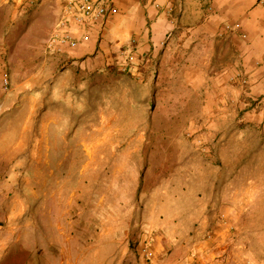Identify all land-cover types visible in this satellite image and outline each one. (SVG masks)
Returning <instances> with one entry per match:
<instances>
[{
	"label": "crops",
	"instance_id": "0c3cea01",
	"mask_svg": "<svg viewBox=\"0 0 264 264\" xmlns=\"http://www.w3.org/2000/svg\"><path fill=\"white\" fill-rule=\"evenodd\" d=\"M115 1L117 13L95 24L88 41L61 48L59 85L44 89L43 124L46 129L58 126L60 142L71 144L65 157H76L69 154L73 144L86 148L93 157L97 147H85V142L143 140V134L131 133L130 126L146 127L148 123L142 117L140 124H132L136 97L128 92L131 89L120 86L118 97L110 99L108 95L99 101L95 93L109 94L113 87L93 86L94 79L104 75L115 80L122 55L136 47L137 63H142L145 95L141 98L146 111L158 67L169 56L173 59V49L180 45L187 47L191 56L189 84L199 99L195 109L202 110L203 116L198 126H220L224 131L219 139L220 155L242 157L244 125L264 126V0ZM42 2L1 0L2 4L12 3L22 14ZM154 63L155 73L151 71ZM5 65V48L0 44V103L8 108L9 94L2 91ZM213 93L218 94V101L213 102ZM13 96L19 103L27 100ZM214 108L220 110V115L213 119ZM123 126L128 128L116 133L115 127ZM203 139L208 141L210 151L212 141ZM75 189L69 198L59 199V205L53 203L51 192L45 193L41 203L36 198L27 203L17 197L2 199L0 264H85L72 258L65 262L55 255H93L95 260L89 264H264V252H251L244 232L228 213L225 219H193L190 207L174 216L156 206L158 210L138 223L143 233L134 230L131 221L126 226L120 221V225L102 230L99 219H85L83 210L79 219L75 216L65 220L68 209L63 208V202L75 201L77 206L79 201ZM40 239L44 247L38 245ZM145 241L152 251L149 259L140 251Z\"/></svg>",
	"mask_w": 264,
	"mask_h": 264
},
{
	"label": "rangeland",
	"instance_id": "374dc122",
	"mask_svg": "<svg viewBox=\"0 0 264 264\" xmlns=\"http://www.w3.org/2000/svg\"><path fill=\"white\" fill-rule=\"evenodd\" d=\"M60 13L61 0H43L41 6L23 14L16 12L12 3L0 0V44L5 48L4 70L10 77L8 88L2 85L4 95L9 94V107L0 103V201L10 196L25 203L36 198L41 203L45 193L51 192L53 203L59 205L58 200L69 198L74 187L79 201L77 206L75 201L63 202V208L68 209L65 220L79 219L83 210L85 219H99L102 230L131 221L133 229L142 233L138 223L158 210L156 206L174 216L190 207L193 219H225L228 213L244 232L251 252L263 253L264 126L244 125L242 157L220 155L221 127L198 126L203 116L202 110L195 109L199 99L189 84L191 56L187 47H175L174 58L169 56L158 71L154 63L151 71L157 72L146 111L141 98L145 95L142 63H137L136 47L130 51L133 62H124L122 55L115 80L104 75L94 79L93 86L113 87L109 94L95 93L99 101L108 95L110 99L118 97L120 86L131 89L130 95L139 99H133L132 124H140L142 117L148 121L146 127L130 126L131 133L143 134V140L85 142V147H97L93 157L86 148L73 144L69 154L76 157H65L71 144L60 142L58 126L46 129L43 124L44 89L59 85L61 51L51 49L49 39ZM13 95L27 100L19 103ZM214 101H218V94L213 93ZM114 106L120 112L118 105ZM219 115L220 110L214 108L212 118ZM127 128L115 130L121 133ZM232 128L235 131V126ZM203 138L212 141L210 151ZM182 203L191 204L180 206ZM37 241L44 247L43 239ZM55 256L65 262L67 258L81 259L85 264L95 260L93 255Z\"/></svg>",
	"mask_w": 264,
	"mask_h": 264
},
{
	"label": "built area",
	"instance_id": "2783aa9c",
	"mask_svg": "<svg viewBox=\"0 0 264 264\" xmlns=\"http://www.w3.org/2000/svg\"><path fill=\"white\" fill-rule=\"evenodd\" d=\"M118 7L115 0H61V13L49 39L50 48L61 50L64 45L78 46L90 39L91 29L95 24L106 21L116 14ZM79 33V35H76ZM134 55L125 53L124 62H133ZM9 73H3V86L8 88ZM143 256L149 259L152 251L146 243L141 246Z\"/></svg>",
	"mask_w": 264,
	"mask_h": 264
}]
</instances>
